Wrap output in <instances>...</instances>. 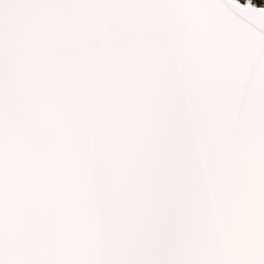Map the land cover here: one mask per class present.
Here are the masks:
<instances>
[{"label": "snow or ice", "instance_id": "obj_1", "mask_svg": "<svg viewBox=\"0 0 264 264\" xmlns=\"http://www.w3.org/2000/svg\"><path fill=\"white\" fill-rule=\"evenodd\" d=\"M0 264H264V0H0Z\"/></svg>", "mask_w": 264, "mask_h": 264}, {"label": "trees", "instance_id": "obj_2", "mask_svg": "<svg viewBox=\"0 0 264 264\" xmlns=\"http://www.w3.org/2000/svg\"><path fill=\"white\" fill-rule=\"evenodd\" d=\"M254 2H255V3H259V2H261V0H254Z\"/></svg>", "mask_w": 264, "mask_h": 264}]
</instances>
